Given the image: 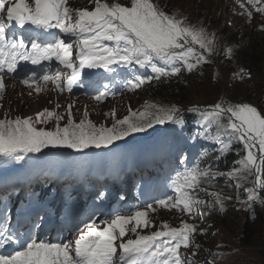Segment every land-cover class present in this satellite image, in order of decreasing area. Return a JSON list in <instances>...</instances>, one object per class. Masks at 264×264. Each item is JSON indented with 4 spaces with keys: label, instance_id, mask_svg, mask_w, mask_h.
Listing matches in <instances>:
<instances>
[{
    "label": "snow or ice",
    "instance_id": "6c2138e0",
    "mask_svg": "<svg viewBox=\"0 0 264 264\" xmlns=\"http://www.w3.org/2000/svg\"><path fill=\"white\" fill-rule=\"evenodd\" d=\"M88 3L91 7L73 8L69 0H0V100L6 92V77L27 64L40 66L39 71L26 69L20 82L37 94L48 90L49 84L57 93H71L75 86L83 87L84 69H103L113 74V79L121 76L119 70L124 69L122 86L135 91L153 81L161 83L178 77L184 71L192 73L210 63L217 53L215 34L203 25L191 23L176 10H169L167 2ZM235 3L242 9L238 14L249 20L253 13L248 6L264 14V0ZM232 55L233 49L227 48L225 56ZM139 69L146 71L141 73ZM245 75L250 73L240 69L233 78L243 79ZM113 88L109 80L93 98L103 102L116 94ZM60 107L57 103L54 109L44 108L35 116L15 118L6 111L0 119V157L4 158L0 166L10 162L41 165V156L36 154L46 155L43 150L49 148L111 151L117 141L156 125L171 124L183 130L187 124L185 113L194 114L193 123L197 126L185 139V146H198L199 151L179 158L183 170L176 171L170 181L173 195L153 198L151 203L145 202L134 211L117 212L111 219L82 220L83 227L77 225L76 237L51 242L36 239L31 230L21 234L12 226L5 205L0 208V264H213L211 260H198L201 245L195 237L205 232L194 221L202 218L204 209L226 211V203L232 197L217 189L218 178H224L225 186H234L238 192L244 190L247 198L237 197V202L253 218L256 205L264 207V111L249 102L221 100L205 107L187 108L145 102L139 110L129 106L128 114L122 118H117V111L112 108L104 114L112 118L110 125L95 123L87 110L77 122L74 102L65 107L64 113L56 110ZM235 144L242 147L235 150L237 159L233 166L220 170V163ZM213 152L218 153L215 158ZM245 184L251 186L245 188ZM4 188L8 190L7 182ZM157 209L176 210L193 222L181 219L180 226L173 227L162 221L156 228L150 214ZM43 222L44 217L36 209L34 227ZM152 228L156 230L151 231ZM144 229L150 231L145 234Z\"/></svg>",
    "mask_w": 264,
    "mask_h": 264
},
{
    "label": "rangeland",
    "instance_id": "374dc122",
    "mask_svg": "<svg viewBox=\"0 0 264 264\" xmlns=\"http://www.w3.org/2000/svg\"><path fill=\"white\" fill-rule=\"evenodd\" d=\"M173 1L181 5L180 15H182L183 12H186V17L191 23L203 25L205 27L204 24L206 23L201 22L202 20L197 22V17L195 15V11L197 12V10L193 6L195 0ZM197 1L204 3L205 12L203 14L206 17H209V11L213 10L212 15L214 17L220 16L223 25L229 26L234 30V34L237 36V47L246 45L250 40V35L258 34L259 38H264V14L255 12L254 9H251V6L248 7L249 10L252 11L253 15L249 20L246 15L238 14L242 11V9H240L235 3V0ZM69 2L70 6L73 8L91 7L88 0H69ZM109 2H111V0H109ZM207 30L210 33H213L210 29ZM215 37L217 53L210 58V63L202 65L199 69L193 71L192 73L184 71L180 74V76L174 77L179 81L181 87L185 90L186 98L184 102L176 101L172 104H177L181 107L187 108L193 105L205 107L221 100L230 102L244 101L257 106L260 110L264 111V82L260 79L251 78L248 75L243 76V79H234L233 74L242 69V65L237 56V50L233 49V55L231 58L226 57L225 50L230 46H228L225 42V38L224 40L219 38L218 34H215ZM89 70L93 71L92 75L104 72L103 69ZM119 71L121 72V76H123L126 72L124 69ZM139 71L141 73L145 72L144 69H139ZM121 76L117 77L121 79ZM105 82L108 81L105 79ZM152 83L145 84L135 91H129L124 88V90L116 93L112 98H106L103 102L96 101L93 98L95 94L87 95L80 91L57 93L51 90L52 86H49L47 87L48 90L42 91L45 93L43 97L46 96V98L34 101L29 99L28 95H24L27 87H25L20 80H6L11 96L15 95V97H19L21 99H16L18 102L14 103L12 100H9L8 95L6 104L3 107H0V119L4 118V113L6 111L11 118H15L16 116H35L37 112L44 108H48L50 110L54 109L57 103H59L61 107L56 110L64 113L65 107L69 103L74 102L73 115L77 122L83 118V114L85 110H87L89 118L95 123H107L110 125L113 122L112 118L106 117L104 114L109 112L112 108L116 109L117 118H122L128 114L129 106L133 110H139L145 102L153 103L148 99V94L146 93ZM22 86L23 88H21ZM29 104L35 105L28 106ZM63 123H66V118L64 121H61L62 125ZM51 126L52 125L49 124V127ZM161 126L163 125H156L154 129H149L147 132L135 133L133 136L126 138V140L117 141L113 146H111V151L108 149L95 148L85 149L84 152H75L74 150L68 148L44 149L43 151L46 155L36 154L41 156V160L43 161L41 165L33 166L30 163L26 164L25 162H21V164L17 167L22 168L18 169L17 172L12 171L11 173L13 174H11L10 177L11 179L18 178L23 176L28 171L31 172L32 175L34 173L37 174L38 172H47V181L50 177L51 169H55L56 167H65L71 172L75 179L77 176L76 169L82 162L89 164L90 162H93L94 164L102 162L103 165L106 164L114 166L115 163L118 164L121 161L127 162L130 167L131 165L134 167L137 164L141 168L140 173L136 175V172L134 171L136 169L132 170L133 167H131L132 169H130V171L133 177L144 174L148 175L149 173L154 172V167H159L157 163L161 164V160L158 159L162 153L160 150V135L158 133ZM203 142L205 141H201V143ZM180 156L181 154L178 153L176 160L178 164ZM27 159L28 158L26 157V160ZM154 162V166L149 167L150 164H153ZM181 170H183V166L181 167ZM106 173H108V175H113L112 171H108ZM219 182H222L225 185L224 178L220 179ZM144 185L147 187L148 183H144ZM250 186L251 184L244 185L245 188ZM227 187L228 190H230L227 196L232 197V199L228 202L233 203L236 197L246 196L243 189L238 192L234 186ZM167 191L168 193L166 195H173L170 185L167 187ZM106 196L108 195H103L100 198L98 201L100 205L105 206L111 203L110 200H107ZM97 197L98 195L94 199ZM210 211H212V219L209 216ZM218 214H220L218 210L206 209L203 211L202 218H198L200 222L198 219L194 221L199 225V228L203 229L205 232L204 235L197 234L195 237L196 242L201 245L198 260L201 262L211 260L213 264H239L241 259L238 260L237 256L240 255L242 259H248L249 261H252V263L257 262L258 260L254 257V255L250 254V256H248L243 252L242 248L238 244V237H231L229 235L227 229H225L217 219ZM150 215L156 225V228L160 227L162 221H167L173 227H179L181 219L188 220L190 223L193 222L187 216H182V214L176 210L169 211L166 209H157L155 213H151ZM156 228H152L151 231H155ZM149 231V229H144L145 234ZM181 251L190 252L191 249H181ZM224 251L232 253V255H230L232 259H230L229 262L225 261L227 255L223 254ZM212 253H216L218 255L214 257L211 255Z\"/></svg>",
    "mask_w": 264,
    "mask_h": 264
},
{
    "label": "trees",
    "instance_id": "16d2710c",
    "mask_svg": "<svg viewBox=\"0 0 264 264\" xmlns=\"http://www.w3.org/2000/svg\"><path fill=\"white\" fill-rule=\"evenodd\" d=\"M161 2H167L169 10H176L180 14L181 5L179 3L174 2L173 0H161ZM193 6L197 10V12L195 11L197 22L202 20L201 22L206 23L204 25L207 29H210L213 33L215 32V34L218 32L222 34L223 38H226L228 46L231 48L236 47L237 36L234 34V30L229 26H221L222 21L220 16L214 17L212 15L213 10H211L209 11V17H206L203 14L205 10L202 9L204 6L201 3L199 6L194 1ZM186 14V12L182 13L183 16H186ZM249 39L250 40L246 45L235 48V50H237L238 59L242 68L250 73L248 76L254 79H260L264 82V38H259L258 34H253L250 35ZM147 93L149 94V100L151 102L166 105H170V103L176 101L184 102L186 98L185 90L174 77L161 83L154 81ZM185 117L187 124L183 130L178 126L171 124L164 130L168 137L179 136L181 139L185 140L197 129V126L193 123L194 114L189 113L186 114ZM188 143L191 144V141H188ZM204 145L211 148L217 147L215 145H210L209 142H206ZM241 147L242 145L240 144H235L233 146V151L229 153L225 161L220 163V170L226 171L233 166V161L237 158L235 150ZM198 151L199 148L193 147L189 152L195 154ZM217 154L218 153L213 152V158H215ZM241 155H243V153H241ZM219 180L220 178H218V181ZM218 181L216 187L219 189L223 188L224 193L228 194L230 190L224 187L223 183ZM262 197H264V193H262ZM239 198L243 200L247 197L241 196ZM255 213V217L253 218L251 214L244 210L242 205L237 202L236 197L233 203L226 205V211L221 213L219 218H217L222 226L227 229V232L231 237H238V244L243 252L248 256H250V254L254 255L258 260L257 262L252 263V261L242 259V257L238 255V260L241 259L239 264H264V207L257 204L255 207Z\"/></svg>",
    "mask_w": 264,
    "mask_h": 264
},
{
    "label": "bare ground",
    "instance_id": "6f19581e",
    "mask_svg": "<svg viewBox=\"0 0 264 264\" xmlns=\"http://www.w3.org/2000/svg\"><path fill=\"white\" fill-rule=\"evenodd\" d=\"M25 95V94H24ZM27 97V96H26ZM37 98L36 99H33V98H31V97H28L29 99H31V100H36V101H39V99H44V98H46V96H36ZM7 98V97H6ZM8 98H9V100H12V101H14V102H16V99H18V100H20L21 98H19V97H15V95H12L11 96V93L9 94V96H8ZM8 98L7 99H2V100H0V101H7L8 100ZM36 103H38V102H36ZM35 103V104H36ZM35 104H29L28 106H30V105H35ZM42 104V103H41ZM127 149H128V147H127ZM131 150V149H130ZM128 151V150H127ZM131 152V151H130ZM173 158V157H172ZM128 161V160H127ZM104 165H106V164H104ZM130 171V170H129ZM127 172V174H130L131 173V171L130 172ZM225 171V170H224ZM2 190H4V189H2ZM198 219V218H197ZM198 221L200 222V220L198 219Z\"/></svg>",
    "mask_w": 264,
    "mask_h": 264
}]
</instances>
